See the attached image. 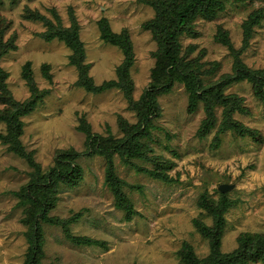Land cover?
<instances>
[{
  "label": "rangeland",
  "instance_id": "obj_1",
  "mask_svg": "<svg viewBox=\"0 0 264 264\" xmlns=\"http://www.w3.org/2000/svg\"><path fill=\"white\" fill-rule=\"evenodd\" d=\"M68 27L74 21L83 44L84 62L95 84L116 78V67L123 54L118 46L103 41L98 21L107 19L112 31H128L134 61L129 69L133 81L132 96L136 99L150 82L156 42L142 23L150 19L153 8L139 0H1L0 36L8 51L0 57V66L7 73L5 83L13 99L23 101L36 92L46 91L42 101L22 117L20 135L24 149L46 170L54 162L57 150L72 148L78 152L75 161L81 168V179L73 186H63L56 205L49 214L81 217L69 224V231L104 244L77 245L71 242L60 225L42 223L44 234L43 261L50 264H183L177 250L186 241L202 257L209 251L207 240L195 229L193 218L211 224V218L197 205L203 191L217 197V185L233 183L227 191L232 204L224 214L225 227L221 250L231 251L242 232L264 230V97L254 95L247 80L227 85L225 94H237L246 113L233 117L244 126L257 129L258 143L249 136L232 131L221 135L218 147L211 146L215 129L206 136H197L204 118L202 104L194 112L187 111V93L174 83L168 93L158 94L160 114L156 128L148 139L150 155L173 162L168 174L171 182L154 179L121 162L113 155L117 174L133 187H124L136 211L130 219L114 205L111 191L104 184L105 160L85 149V133L77 129L81 120L93 132L121 136L118 116L129 122L136 120L119 88L102 92L86 91L76 83L78 71L69 63L71 49L58 39L46 41L40 34L46 26L24 16L36 11ZM262 18L252 36L243 42L242 22L255 10ZM195 32L180 36L182 53L199 57L207 72L205 81H215L233 71V52L215 40L221 29L228 34L233 50L250 68L264 67V0L228 1L213 19L199 17L192 22ZM215 62L216 64H213ZM29 65V80L23 67ZM213 67V68H212ZM206 76V77H205ZM2 106L0 105V109ZM220 115V109H217ZM5 125L0 122V132ZM138 165L152 167V162L134 159ZM32 166L25 157L15 154L0 141V264H23L26 240L22 223V207L14 195L29 179ZM251 264H263L260 261Z\"/></svg>",
  "mask_w": 264,
  "mask_h": 264
},
{
  "label": "trees",
  "instance_id": "obj_2",
  "mask_svg": "<svg viewBox=\"0 0 264 264\" xmlns=\"http://www.w3.org/2000/svg\"><path fill=\"white\" fill-rule=\"evenodd\" d=\"M14 1V0H12ZM150 5L153 16L144 21L142 26L149 30L156 42L153 51L154 65L150 70V82L146 85L138 98L132 96L133 81L129 69L134 61L132 42L128 31L111 30L106 18L98 21L100 36L103 41L118 46L123 54L121 63L116 67V78L95 84L88 75V64L84 62L83 44L79 38L78 26L72 21L68 27L60 24L59 16L51 8L56 19L53 22L46 15L28 11L26 18L42 22L46 29L40 34L46 41L61 40L71 49L69 63L78 71L76 83L86 91L98 93L111 88L122 90L128 108L133 111L136 120L129 122L123 116H118L117 125L121 136H114L111 132L102 135L93 132L88 123L81 120L77 129L85 133V149L89 154H97L104 158V184L111 191L114 205L124 212L126 219H130L136 211L132 202L126 196L124 187H133L122 179L116 172L113 155L117 154L122 163L132 166L135 170L144 172L154 179L171 182L173 178L168 174L173 162L160 155H150L152 150L147 141L152 137L156 128L155 118L160 114L158 94L168 93L174 83L183 85L187 93V111L194 112L199 103L204 110V118L200 121L197 136L202 138L215 129L211 146L216 148L221 143V135L232 131L238 136H249L256 142H262L257 129L244 126L233 117L235 112L246 113L242 98L237 94H225L224 89L232 82L247 80L255 96L264 97V67L252 69L240 58L239 52L233 50L228 34L219 30L215 40L226 45L233 54V71L223 74L215 81H205L207 73L202 68L199 57H189L182 53L180 36L187 32L194 34L192 22L199 17L213 19L217 12L225 7L228 1L241 2L243 0H139ZM1 2V0H0ZM263 14L260 9L251 11L242 22L243 42L246 44L254 27L261 21ZM7 43L0 36V57L8 51ZM213 64H216L213 62ZM29 65L23 67V77L29 80ZM213 68V67H212ZM7 73L0 66V122L5 125L4 132H0V141L7 143L8 148L15 154L25 157L32 171L29 179L14 195L17 205L22 207L23 232L26 240L23 264H50L43 261L44 234L42 223L60 225L65 236L74 244L91 245L104 244L95 239L74 235L69 231V224L78 220L82 213L76 212L70 217H58L49 214L56 205L57 196L63 186H73L81 179V168L75 161L78 152L72 148L57 150L53 164L42 170L31 152L24 149L20 135L23 130L22 117L29 114L42 101L46 91L36 92L23 101L13 99L7 89L5 79ZM206 77V76H205ZM220 109V115L217 114ZM134 159L152 162V167L138 165ZM232 204L226 192H218L212 197L203 191L198 199V207L211 218L207 224L201 218H193L195 229L208 242L209 251L199 257L192 245L184 241L177 250L179 260L183 264H251L260 261L264 264V230L261 232H242L237 237V245L231 251L221 250V238L225 227L224 214Z\"/></svg>",
  "mask_w": 264,
  "mask_h": 264
},
{
  "label": "water",
  "instance_id": "obj_3",
  "mask_svg": "<svg viewBox=\"0 0 264 264\" xmlns=\"http://www.w3.org/2000/svg\"><path fill=\"white\" fill-rule=\"evenodd\" d=\"M234 188L233 183L221 182L217 185V189L220 193L227 192Z\"/></svg>",
  "mask_w": 264,
  "mask_h": 264
}]
</instances>
